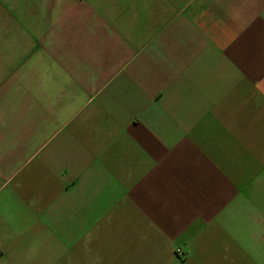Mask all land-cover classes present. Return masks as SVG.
I'll return each mask as SVG.
<instances>
[{"label":"crops","instance_id":"1","mask_svg":"<svg viewBox=\"0 0 264 264\" xmlns=\"http://www.w3.org/2000/svg\"><path fill=\"white\" fill-rule=\"evenodd\" d=\"M237 257L264 264V0H0V264Z\"/></svg>","mask_w":264,"mask_h":264},{"label":"rangeland","instance_id":"2","mask_svg":"<svg viewBox=\"0 0 264 264\" xmlns=\"http://www.w3.org/2000/svg\"><path fill=\"white\" fill-rule=\"evenodd\" d=\"M237 264H250V259L248 257H237Z\"/></svg>","mask_w":264,"mask_h":264},{"label":"built area","instance_id":"3","mask_svg":"<svg viewBox=\"0 0 264 264\" xmlns=\"http://www.w3.org/2000/svg\"><path fill=\"white\" fill-rule=\"evenodd\" d=\"M182 252H183L182 249H178L179 254H182Z\"/></svg>","mask_w":264,"mask_h":264}]
</instances>
